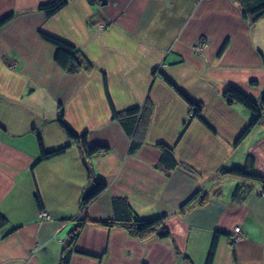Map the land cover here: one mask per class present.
I'll return each mask as SVG.
<instances>
[{"label":"crops","instance_id":"1","mask_svg":"<svg viewBox=\"0 0 264 264\" xmlns=\"http://www.w3.org/2000/svg\"><path fill=\"white\" fill-rule=\"evenodd\" d=\"M50 1L0 0V20L10 17L0 28V213L8 220L0 264H61L69 251V264H206L217 232L212 264H264V185L223 172L251 158L264 178V123L238 142L253 114L223 96L231 86L261 100L264 17L246 20L241 0H69L48 18L39 7ZM42 31L77 47L93 69H61ZM166 78L201 105V117ZM147 101L149 128L130 154L113 110ZM62 109L64 122L105 152L86 160L60 124ZM39 138L47 151L70 148L37 163ZM162 144L179 163L172 171L161 164ZM98 178L106 189L83 210ZM240 185L249 188L239 202ZM118 198L141 218L164 217L170 237L101 224Z\"/></svg>","mask_w":264,"mask_h":264},{"label":"trees","instance_id":"2","mask_svg":"<svg viewBox=\"0 0 264 264\" xmlns=\"http://www.w3.org/2000/svg\"><path fill=\"white\" fill-rule=\"evenodd\" d=\"M92 5L100 4L99 0H89ZM243 17L249 20L251 23H255L264 17V0H241ZM69 4V0H52L46 4H42L39 10L45 13L48 18H52L60 11H62ZM10 20V17H6L0 20V28ZM43 40L56 49L55 61L57 65L68 73H77L82 70L91 71L93 69L92 62L74 45L44 31L41 32ZM227 43L225 42L222 46L219 55H221ZM167 79V78H166ZM169 85H171L191 106L192 117H201L202 107L199 103H194L188 97H186L171 81L167 79ZM223 96L229 105H242L251 111L253 114L248 128L242 133L238 142H241L249 132L256 127L264 123V93L260 101L254 100L249 95L241 92L234 87H227L224 90ZM62 108V107H61ZM63 109L60 113V124L67 132L72 142L80 145L81 150L87 160L92 156L105 152V147L101 146H89L88 138L86 134L76 133L70 126L64 122ZM152 116V108L150 103H147L146 107L134 106L121 113L113 110V118L117 120L128 136L131 138L130 154L137 152L142 144L144 143L149 124ZM39 145L41 149V156L37 163L59 157L63 155L70 146H63L61 148L47 151L44 147L42 138H39ZM162 148L161 164L168 171L176 169L179 165L174 150L171 147L165 145H159ZM85 160V163H86ZM226 174H231L236 177L249 179L252 181H258L264 185V178L259 176L253 171V160L250 158L244 168H230L224 169ZM249 188V187H248ZM248 188L240 185L237 186L233 192V199L236 201L245 200L246 194H248ZM106 189L105 183L100 179L93 181V187L88 191L81 200V207L83 210L104 190ZM196 195L186 203L189 204L194 200ZM204 202V201H201ZM42 210V208L40 209ZM113 218L107 221L101 222L109 228H123L126 229L131 235L147 239L151 235H156L160 239H167L170 237V233L164 226V217L154 218H141L137 213L133 211L126 199H115L113 200ZM7 218L0 213V228L7 225ZM78 231V230H77ZM78 234L72 235L70 245L74 243ZM221 234L215 233L211 249L208 255L207 263L212 264L215 251L218 246V241ZM72 251H69L62 257L61 264H69Z\"/></svg>","mask_w":264,"mask_h":264},{"label":"built area","instance_id":"3","mask_svg":"<svg viewBox=\"0 0 264 264\" xmlns=\"http://www.w3.org/2000/svg\"><path fill=\"white\" fill-rule=\"evenodd\" d=\"M40 217L45 220H50V214L45 211H40ZM243 239L242 231L240 227H236L233 231L232 241L238 243Z\"/></svg>","mask_w":264,"mask_h":264},{"label":"rangeland","instance_id":"4","mask_svg":"<svg viewBox=\"0 0 264 264\" xmlns=\"http://www.w3.org/2000/svg\"><path fill=\"white\" fill-rule=\"evenodd\" d=\"M106 28V27H105ZM104 28V29H105ZM199 45L201 46V47H203L204 46V40H201V42L199 43ZM147 103H149L148 101L146 102V104L143 106V108H145L146 107V105H147ZM247 109V108H246ZM250 111V110H249ZM251 112V111H250ZM252 118V117H251Z\"/></svg>","mask_w":264,"mask_h":264},{"label":"water","instance_id":"5","mask_svg":"<svg viewBox=\"0 0 264 264\" xmlns=\"http://www.w3.org/2000/svg\"><path fill=\"white\" fill-rule=\"evenodd\" d=\"M102 6H106L108 1L107 0H99Z\"/></svg>","mask_w":264,"mask_h":264},{"label":"clouds","instance_id":"6","mask_svg":"<svg viewBox=\"0 0 264 264\" xmlns=\"http://www.w3.org/2000/svg\"><path fill=\"white\" fill-rule=\"evenodd\" d=\"M100 2V1H99ZM101 4V3H100ZM106 26H101L102 29H104Z\"/></svg>","mask_w":264,"mask_h":264}]
</instances>
